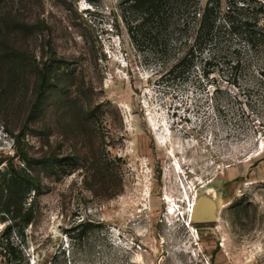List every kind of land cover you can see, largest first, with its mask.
I'll use <instances>...</instances> for the list:
<instances>
[{"label": "rangeland", "instance_id": "1", "mask_svg": "<svg viewBox=\"0 0 264 264\" xmlns=\"http://www.w3.org/2000/svg\"><path fill=\"white\" fill-rule=\"evenodd\" d=\"M133 17L0 0V157L24 146L41 182L21 264H264V52L233 67L222 37L181 73Z\"/></svg>", "mask_w": 264, "mask_h": 264}, {"label": "trees", "instance_id": "2", "mask_svg": "<svg viewBox=\"0 0 264 264\" xmlns=\"http://www.w3.org/2000/svg\"><path fill=\"white\" fill-rule=\"evenodd\" d=\"M124 0L127 8L137 13L130 19L129 32L154 39L166 48L175 50L178 72L195 70L206 77L215 65L222 37H235L238 56L233 67L238 68L249 58L241 57L250 51L264 52V0ZM226 3V11L223 4ZM239 8V9H238ZM223 11V12H222ZM226 55V56H227ZM250 55V54H249ZM232 60V59H231ZM44 80L50 64L44 62ZM12 81V79H11ZM15 156L0 157V264H21L20 243L26 227L32 222L37 206L36 195L41 193L39 175L33 162L37 159L21 147ZM34 192V193H33ZM33 194V195H32ZM36 198V199H35ZM15 233L19 241L14 238Z\"/></svg>", "mask_w": 264, "mask_h": 264}, {"label": "bare ground", "instance_id": "3", "mask_svg": "<svg viewBox=\"0 0 264 264\" xmlns=\"http://www.w3.org/2000/svg\"><path fill=\"white\" fill-rule=\"evenodd\" d=\"M191 210V208H190ZM197 212V203H194V205L192 206V211H191V218L193 219L195 217V213Z\"/></svg>", "mask_w": 264, "mask_h": 264}]
</instances>
